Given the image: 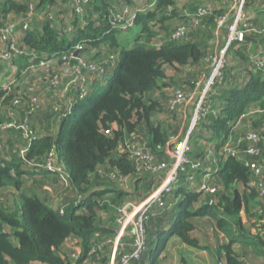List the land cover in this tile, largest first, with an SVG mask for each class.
Listing matches in <instances>:
<instances>
[{"label": "trees", "instance_id": "trees-1", "mask_svg": "<svg viewBox=\"0 0 264 264\" xmlns=\"http://www.w3.org/2000/svg\"><path fill=\"white\" fill-rule=\"evenodd\" d=\"M71 1H0V38L1 33L12 25L17 36V17L24 20L19 23L23 38L17 39L23 54L19 58L13 56L2 60L9 65H18L19 69L11 75L13 80L9 88L7 83L0 86V264H71L69 252L73 250L66 245L70 239L81 248L82 260L96 258L98 264H110L111 246L106 249L103 240L104 236L113 240L119 224L113 216L111 226H108L109 221L102 215L114 210L117 216V207L131 202L132 196L145 198L161 183L165 174L164 171L151 173L139 168L130 148L145 142V149L155 158L172 163L168 150L186 136L191 109L179 115L181 123L178 125L166 126L155 116L161 110L173 115L181 113L179 110L187 101L176 109L169 105L177 90H182L188 100L191 96L185 86L188 82L194 84L188 78L203 66L207 69L203 77L211 74V63L215 64L217 56H208L211 53L210 36L214 33L215 37L224 38L223 32L228 33L225 24L219 26V22L234 3V0H198L194 10L190 9L181 17L175 15L178 10H170L176 7L177 0H156L153 10L139 14L136 21L141 26L136 39L139 43L123 51L104 91L94 96L96 99L90 106L73 102L71 112L55 121L60 109L72 101L73 94L95 77L87 68L81 77L74 73L65 82L67 66L63 56H71L76 41L77 44L99 43L97 36L91 34L94 22L101 23L99 27L105 30L104 36L113 32L110 31L108 10L111 3L108 0H99L103 1L101 5L92 0L94 8L85 6L83 16L87 23L84 26L78 25L80 16L74 13L66 16L65 8ZM119 1L140 6L134 0ZM247 1L252 6L262 0ZM199 8L211 9L198 18ZM38 11L42 15L37 16ZM194 18H198L199 23L195 24ZM68 24L74 26L70 33L64 32ZM258 26L259 20L254 19L251 25L242 28L246 36L259 38L264 43V35L259 31L262 28ZM181 27L186 28V34L181 40L173 41L172 34ZM260 44L245 39L228 47L226 63L235 65L234 71L225 70L224 65L221 76H217L211 90L206 91L205 105L212 104V107L202 111L190 134L187 161L183 163L184 170H179L177 182L172 184L170 192L164 193L163 204H155L149 212L145 223L148 248L135 264H161L159 257L173 237L188 246L206 250L194 234L197 232L195 220L207 215L216 219L221 229L236 225L241 230L239 237L219 246L218 255H223L227 264H248L246 255L235 250L237 242L264 255V202L255 186L256 176L244 162L261 163L260 156L241 151L243 160H239L225 151L230 138L256 132L263 136L260 142L263 155L264 65H261L262 61L253 64L256 72L252 74L250 65H242L243 62L252 65L250 54L257 52ZM83 53L81 57L87 63L108 66V59L90 61ZM43 58L54 60L41 66ZM171 70L186 73L187 77L174 78L175 75L168 72ZM179 80L185 85H179ZM54 81H58L56 87ZM173 85L177 87L167 93L165 90ZM43 97H46L44 101ZM256 115L258 117L254 119ZM241 121L244 130L242 127L235 130ZM54 122L58 126L56 133ZM24 124L27 131L22 128ZM27 132H31L30 139ZM144 135L147 139L136 145L133 139L139 140ZM210 142L214 144V152L206 161ZM119 147L124 151H119ZM23 150L24 154L21 153ZM49 160L62 167L65 174L48 168ZM205 166L210 167L209 171H216V179L209 183L216 189L210 193V204L205 203L204 192L191 186L195 182L203 183L202 176L208 173ZM191 176L196 179L191 181ZM156 177H161L160 181L155 182ZM131 179L135 182L134 191L116 186L125 185ZM96 187L104 188L82 201L85 194ZM109 193L113 194L111 198H107ZM250 200L255 205L262 203L263 210L252 209L256 219L247 226L242 212ZM252 225L259 229L256 234L251 230ZM132 243L131 234L122 238L123 246L119 245L116 264H120L122 253L133 250ZM94 248L98 253L89 255Z\"/></svg>", "mask_w": 264, "mask_h": 264}, {"label": "built area", "instance_id": "built-area-1", "mask_svg": "<svg viewBox=\"0 0 264 264\" xmlns=\"http://www.w3.org/2000/svg\"><path fill=\"white\" fill-rule=\"evenodd\" d=\"M134 1L135 4L140 5L139 8L135 9V7H132L130 5H125L122 9H115L111 7L108 10L109 19L114 28L120 27L121 29L127 31L130 28L134 27L136 25V21L139 17V14L154 7V3L156 0L149 3V5H147L148 0H134ZM246 1L247 0H234L231 9L220 18L221 21L219 22V26H221L223 23L224 24L226 23L227 28L229 30L228 41L226 43L227 47H229L230 44L233 42L244 41L246 39L245 30L242 28L243 26L246 27L249 25L247 21L246 22L244 21V18L246 16L244 10ZM71 2H72L71 3L72 7L74 8L73 13L76 14L77 16H79V14L82 15L85 11L84 6H82V0H72ZM210 9L211 8L209 9L199 8L198 18L200 16H203L204 14H208L207 12H210ZM198 18L193 19L195 24L199 23V21L197 20ZM14 31H15V26L12 25L1 33V37L3 38L4 41L7 42L8 51L0 52V62L2 60L9 59L15 55L23 54V50L18 48L17 38ZM185 34H186V28L181 27L172 34V40L179 41L184 37ZM13 35L15 36V38H11V36ZM83 49H85L84 45L79 43L76 45L75 50L72 53H70L71 56L69 58L66 57V55L63 56V58L66 60V66H67L64 73L67 75V77L72 76L74 73H76L77 75H79L78 76L79 78L81 77V74L84 72V70H87V68H90L94 72L95 77L103 75L106 72L105 67L103 66L97 67L95 64L87 63L83 57L75 56V52L77 50H83ZM53 60L54 59L52 58H43L40 60L41 61L40 64L41 66L46 65L47 63H51ZM217 61L218 59L216 60V62ZM220 66H221V60L217 65V70L218 69L220 70L219 68ZM11 80H13L12 77L7 82L8 88L12 83ZM52 83L55 85L56 83H58V81H54ZM88 93H89V83L84 84L79 88V97L81 99L86 98ZM186 101H187V97L184 94V92L182 90H177L175 96L171 98L169 105L171 109H176L179 105L185 103ZM199 113H200L199 109L194 113L192 122L190 124V128L186 136L182 140L175 142L173 149L168 150V154L173 158L172 163L168 164L166 163V161H160L158 158H155L153 154H150L145 149L146 146L145 142L136 149L135 155L133 154L132 151V156L136 160H138V163L140 164L139 168L143 167V169L148 170L151 173H160L164 171L165 174L161 183L156 188H154L150 196L145 201H143L142 203L131 201L118 207L117 209L118 216L116 218V221L119 224V230L115 238L113 239L115 240V244L110 253V264H116L119 245L121 244L122 238L126 235L129 229H131L129 234L132 235L133 250L131 252L122 253L120 264H135L136 262L141 260L143 253L147 250L148 237H147L145 223L146 220L149 218V212L155 204L157 203H159L160 205L163 204L164 193L170 192L172 190V184L177 182L178 180L179 170H184L183 163L187 161L186 152L190 149V134L194 129V127L196 126V124L198 123V120L200 118ZM263 132H264V126H263ZM262 137L263 136H261L259 133L249 132L246 137H240L236 139L230 138V140L225 144V151L229 155H232L239 160H243V155H241V151H244L245 153L250 154L252 156L253 155L261 156L262 150L260 148V142L262 141ZM246 142H248L247 145H245ZM21 153L24 154L25 150L21 151ZM244 162H245V166L249 168L256 176L255 186L259 192L260 200L264 202L263 166L261 163L257 161L245 160ZM46 166L48 168H51V170L60 171L61 172L60 174L63 175L65 174V170L60 166L57 167L53 165L51 163V160H49L46 163ZM193 179L194 176H191L190 180L192 181ZM215 190L216 189L211 185H209L206 181H203L200 187V191L204 192V194L213 193L215 192ZM77 248H79L78 251L71 252L70 254V257H72L73 259H77L80 255L82 256L81 248L80 247ZM97 253H98L97 249L94 248L92 249V251L89 252V255H93ZM87 258H85L82 264H98L96 262V259L93 258L92 261H88ZM70 263L75 264L72 260Z\"/></svg>", "mask_w": 264, "mask_h": 264}, {"label": "rangeland", "instance_id": "rangeland-1", "mask_svg": "<svg viewBox=\"0 0 264 264\" xmlns=\"http://www.w3.org/2000/svg\"><path fill=\"white\" fill-rule=\"evenodd\" d=\"M93 1H95L96 4H98V5L103 4V1H101V2L99 0H93ZM247 2L249 4V1H247ZM260 3L261 2L257 1L252 6L249 4V8L248 9H246L248 4L246 5V7L244 9L245 13H246L244 21L245 22L247 21V23L249 25H251V23H252V21L254 19L259 20V26L258 27L262 28L259 31L261 32L262 35H264V18L260 19L259 17H257V16L260 15V13L257 14V13L254 12V7L256 5H257V7H262ZM191 4H192V6L194 8V6L196 4L195 0H179V5L180 6L190 5V7H191ZM86 5L89 8H94V4L92 2L91 3H87V4H82V6H84V7ZM111 5H112V2H111ZM179 5H178V0H177V5L176 6H179ZM232 6L233 5H231V7ZM154 8L155 7H152L151 10H153ZM174 9L178 10L179 8L177 9L175 7H171L170 10H174ZM228 10H229V8H228ZM173 12L175 13V11H173ZM178 12L179 11H176V13H178ZM97 15H100V12L97 13ZM79 16H80L79 25L82 26L83 25V20H82L81 14H79ZM102 22H104L103 18H102ZM171 22H172V20H171ZM98 25H99V22L95 23L94 26H92L91 34H95L97 36V39H99V43L98 44H95V43H92V44L83 43L84 48H86V50L83 53V55L85 57H87V59L90 60V61L99 62L101 58L102 59H108V66L107 67L104 66L106 68V72L99 78L98 83L94 86L93 93H92L93 97L91 95L88 99L82 100L79 97V92H77L75 95L73 94L74 97H73L72 101L67 103L66 105H64L60 109V111H59V113L57 115V119L58 120L60 118H62L63 115L68 112V110H70V111L72 110L73 102L79 103V104L84 105V106H90L91 103L95 101L96 98L94 99V96L96 94L102 93L104 91V89H105V87L107 85L106 83L110 80V78L114 74L116 68L118 67L119 61L121 59L123 51L126 50V49H131L132 47H134L133 44L136 43L137 34L141 30V26L139 24H137L135 27L130 28L127 31L121 29L120 27H117V28L112 30L113 32L110 35L104 36L103 32H105V30L103 31V29L101 27H97ZM225 26L227 27L226 23H225ZM228 31L229 30L227 28V32ZM223 33L225 35L224 38H222L220 35L216 36V37L215 36L214 37L213 36L210 37V41L211 42H209L210 43L209 47L211 49V51H210L211 53H209L208 56H213V57L217 56L216 58L218 59V61L215 62V64L211 63V66H213V68L211 70V74L206 76L207 78L203 77L205 75L206 70H207L203 66L202 70H200V68L197 70V74H195L194 76L189 77L188 80H190L194 84L192 85L191 83L188 82V84H186V86H185V89H186L188 95L191 96V98L188 99L186 104H185V106L181 110H179V111H181V113H175L176 115L175 114L173 115L169 111H162L161 110L155 116V119H157L158 122L161 121L166 126H170L172 124L173 125H178L179 123H181V119H180L179 115H183L186 111H189L191 109L190 113L188 115V119L190 118V120H189V128H190V124L192 122V118L194 116V113L198 109L200 110L199 114H202V111L207 110V109L209 110L212 107L211 106L212 104L205 105V100H206L205 99L206 98V96H205L206 93L205 92L208 89L210 91L211 88H212L211 85L213 84L214 79L217 76H221V72H223V71H221L222 66L226 65V69L225 70H228V71H230V70L232 71L234 66H235V65H231V64L227 65V63H226V56H227L228 47L226 46L227 44H225V43H227V41H228V33L229 32L226 33V34H225V32H223ZM224 39L227 40V41H225V43L223 44V40ZM77 43H78V41L75 42L74 47L71 50V53L75 50V47H76ZM100 45H101V48H99ZM259 48L260 49L257 52L250 54L251 57H252V60H253V62H251L252 65L249 64V62H246V63L243 62L242 63V65H244V66L250 65V69H251V71H249L250 74H252L253 72H256V68H255V66L253 64L261 63L260 61H262L261 65L262 66L264 65V60H263L264 59V43H263V45H260ZM99 49H101V53H99ZM220 60H221V66L219 67L220 70L219 69L217 70V65H218ZM205 67L207 68V66H205ZM168 72L171 74V76L175 75L174 78H177V79H181V78H186L187 77L186 73H179V72H175V71H172V70L168 71ZM250 74L249 73L247 74L248 78L250 77ZM97 77H99V76H97ZM65 82H68L67 75H65ZM179 82H180L179 85H181V84L185 85L183 83V81L179 80ZM184 82H186V81H184ZM57 84L58 83H56L55 85L53 84V86L56 87ZM174 87H177V85H173V86L169 87L168 89H166L165 91L167 93H171L173 91ZM215 89L216 88H213V91H215ZM42 99L44 101L46 99V97H43ZM63 109H64V113H61L63 111ZM61 114H62V117H61ZM257 117H258V115H256L254 117V119L257 118ZM178 120H180V122H178ZM242 126L243 125H242V121H241V122H239L237 124V126L234 129L235 130H239V128H241ZM22 128H24L26 131L28 130L26 124H24L22 126ZM241 130H244V128L242 127ZM26 136L29 138L30 137V133L27 132ZM131 137L134 138V136H131ZM146 139H147V136L144 135L139 140H137L136 137L133 140H134V143L137 145L142 140L145 141ZM140 146L141 145H138V146H136V147H134L132 149L130 148V150L133 151L134 155H135L136 149L138 147H140ZM213 148H214V144L212 142L207 144V151L209 152V154L207 156L208 159L206 161H209L210 157H212L213 152H214ZM119 151L123 152L124 149H122V147H119ZM262 156H260V161H261L262 166H264V150H263V155ZM209 168H210L209 166H205V169L208 170L207 171L208 173L203 174V175H206V179H207L206 182L208 184L210 182H213V180L216 179V171H209ZM147 174H151V173H147ZM202 177H200V178H202ZM204 178L205 177H203V179ZM152 179H153V177H152ZM160 179H161V177H156L155 178V182L160 181ZM195 179H196V177L194 176V179L192 181H194ZM116 186L118 188H121L122 190H127V191L130 192L131 190L134 191L135 182H134V180L131 179L125 185L116 184ZM191 186H192V188H195V189H200V187H201L199 182H195ZM151 192H150V194H151ZM135 194H136V192H135ZM145 194L147 195V192ZM150 194L148 196H146L145 198L142 197L141 199H140L139 195L136 196V197L132 196V198H133L132 201L133 202H137V203L138 202L142 203L143 201H145L150 196ZM112 195H113L112 193L107 194V198H109ZM262 206H263L262 203L258 204V205H255L254 201H252V200L249 201V205L246 206L245 209L242 212V215H243L242 219H243L245 225L249 226L251 224V222L256 219L253 216V213H251L253 211L252 209H255L254 211L263 210ZM117 209H118V207H117ZM115 214H116V212L114 210H110L108 212H105L102 215L104 217L103 219L105 221H109V223H107L108 226H111L109 224L111 223L110 221H111V219H113V216H114V218L115 217L117 218L118 215L116 216ZM117 214H118V212H117ZM232 222L235 223V220H233ZM195 223H196V226H197L196 234L200 238V241H201L200 244L203 247H205L208 250H210V251H208L210 254L208 253L209 255L204 257L203 255L199 254L198 252H193L192 254L189 253V252H186L185 253V257L183 256L182 258H180V261H178V260L172 259L169 256L167 258V256H165L164 253H162L160 255V257H159V261L161 262V264H227L226 258L223 257V255H221V256L218 255L219 246L227 244L229 241H231L235 237H239L241 235L240 228L238 226L234 225V228L232 227L231 229L228 228V226L225 229H221V228L218 227L216 219L211 218V217L197 218L195 220ZM251 227H252L251 230H252V232H254V234H256V232L259 231V229L257 227H255L253 225ZM118 230H119V228H118ZM118 230H117V233H118ZM130 231H131V229H129L127 231L126 235H128ZM104 238L105 239L103 240V242L106 241L104 246L106 247V249H108L109 246H111V248H110V253H111L112 248H113V246L115 244V240L110 239L108 236H104ZM128 244L129 243H127V245ZM66 245L72 248V250H73L72 252L78 251V249H79V248H77L78 246L76 244H74V239H70L68 244H66ZM102 246H103V244H102ZM234 248H235V250H237L241 254L244 253L246 255V261L248 262V264H264V255H258L251 247H247L246 248L244 245L240 244V242H237L234 245ZM70 253L71 252H69V255H70ZM181 254H183V252H181ZM189 255H192V258H189L188 257ZM80 257H81V255L77 259H73L71 257L70 262L72 260L75 264H79V263L82 264L85 259L82 260ZM94 259H96V258H94Z\"/></svg>", "mask_w": 264, "mask_h": 264}, {"label": "crops", "instance_id": "crops-1", "mask_svg": "<svg viewBox=\"0 0 264 264\" xmlns=\"http://www.w3.org/2000/svg\"><path fill=\"white\" fill-rule=\"evenodd\" d=\"M0 1H2V0H0ZM90 1H92V0H90ZM90 1H88V2H90ZM109 1V3H111L112 2V5L110 4L109 5V7L111 8V7H113V8H115V9H122L125 5H130V4H126V3H123V4H121V2L119 1V0H108ZM154 0H148V3H147V5H149V3H151V2H153ZM197 1L198 0H195V3H197ZM87 2V3H88ZM135 2V1H134ZM260 2V1H259ZM82 3H84L83 1H82ZM155 3H156V1H155ZM155 3H154V5H155ZM86 4V3H85ZM261 6L262 7H257V5L254 7V12L255 13H260V15L259 16H257V17H259L260 19L261 18H263V14H264V0H262L261 1ZM178 5H179V0H178ZM196 5V4H195ZM130 6H132V7H135V9H137V8H139L140 6H134V5H130ZM142 7V6H141ZM192 7V8H191ZM191 7H190V5H183V6H176L175 8H179L178 9V14L176 13L175 15H181V17H183V15H186L187 13H189V10L190 9H192V10H194V8H193V6H192V4H191ZM85 8V7H84ZM65 10L67 11L66 12V16L68 17H70V16H73L74 14H73V11H72V6H71V4L70 3H68L67 4V8H65ZM148 10H151V9H148ZM147 10V11H148ZM85 12V11H84ZM146 12V11H145ZM56 13H57V11H56ZM55 13V14H56ZM143 13V12H142ZM84 14V13H83ZM82 14V15H83ZM36 15L37 16H40V15H42L41 14V12L40 11H38V12H36ZM81 15V17H82V20H83V26L87 23V21L84 19V16H82ZM12 16V15H11ZM11 16H9V17H11ZM53 16V15H52ZM79 17V16H78ZM17 18H19V19H17L16 20V22H18L17 24H16V26L18 27H16V29H17V39L18 40H21L22 38H23V31H21L20 29H19V23L20 22H22V21H24L23 20V17H17ZM80 18V17H79ZM2 19H1V17H0V21H1ZM98 22V21H97ZM97 22H94L93 23V26H94V24L95 23H97ZM23 24H24V26L26 27V21L25 22H23ZM101 23L99 22V25H100ZM110 24H111V22H110ZM78 25H79V21H78ZM99 25L97 26V27H99ZM136 25H137V23H136ZM135 25V26H136ZM80 26V25H79ZM134 26V27H135ZM73 25L72 24H68V27L65 29V31L64 32H67V33H70L71 32V30H73ZM113 29H115L114 27H113V25L111 24L110 25V31H112ZM226 31V30H225ZM138 34H139V32H138ZM138 34H137V36H138ZM211 36H215L214 35V33L213 34H211ZM210 36V37H211ZM249 37H252V36H249ZM263 37V36H262ZM253 38V40L252 39H250V40H252V41H254L255 43H261L260 45H263V43L261 42V39H256V38H254V37H252ZM138 41H136V43H137ZM136 43H134L133 45H136ZM139 43V42H138ZM0 50L1 51H3V52H6V51H8V45H7V43L5 42V41H3L2 40V38H0ZM15 56H17V57H15V58H19L20 57V55H15ZM264 60V59H263ZM32 61V60H31ZM30 61V62H31ZM6 61H1L0 62V86H4V85H6V83L10 80V78H11V75L14 73V72H18V69H19V67H18V65H14V63H10V65H9V63H5ZM99 78L100 77H94L93 79H92V81H91V83H89V88L91 89H93L94 88V86L98 83V80H99ZM44 84H45V86H47V84H46V81L44 80ZM47 90H48V88H46ZM46 90V91H47ZM95 90V89H94ZM46 95H47V93H46ZM46 95H44V96H46ZM61 117H62V115H61ZM57 118V117H56ZM56 120H58V119H55V121ZM53 131H54V133H56L57 131H58V126L56 125V122H54V127H53ZM203 177H205L204 179H203V181H206L207 179H206V175H204ZM205 198H206V194H204L203 195ZM199 207V206H198ZM207 217H210L209 215H207V216H204V217H199V218H207ZM212 218V217H211ZM194 236H196L197 237V234H194ZM129 245H131V244H129ZM181 252H183V254H181ZM186 252H189V253H193V252H198L199 254H201V255H203L204 257L205 256H208L210 253L208 252V250L206 249V250H201V249H198V248H196V247H192V246H188V245H186V244H184V243H182L177 237H173V238H171L170 240H169V242H168V244H167V246H166V249H165V251L163 252L164 253V255L165 256H167V258H168V256L169 257H171L172 259H175V260H178V261H180V258H182L183 256L185 257V253ZM209 253V254H208ZM189 258H192V255H189L188 256ZM171 259V260H172Z\"/></svg>", "mask_w": 264, "mask_h": 264}, {"label": "water", "instance_id": "water-1", "mask_svg": "<svg viewBox=\"0 0 264 264\" xmlns=\"http://www.w3.org/2000/svg\"><path fill=\"white\" fill-rule=\"evenodd\" d=\"M82 1L84 3H87L90 0H82ZM247 39H252L253 40V38L252 37H249V36L247 37ZM83 52H85V49H83V50H77L75 52V56L76 57H80ZM100 188L103 189L104 187H96V188L92 189L91 191L87 192L85 194L84 198L82 199V201H85L90 195H92L95 191L99 190ZM205 203L206 204H210L211 203V195L210 194H207L206 195Z\"/></svg>", "mask_w": 264, "mask_h": 264}, {"label": "clouds", "instance_id": "clouds-1", "mask_svg": "<svg viewBox=\"0 0 264 264\" xmlns=\"http://www.w3.org/2000/svg\"><path fill=\"white\" fill-rule=\"evenodd\" d=\"M247 37H248V36H246V39H247ZM101 76H102V75H101ZM101 76H99V77H101ZM96 77H97V76H96ZM106 84H107V83H106ZM92 92H93V89H92V88H91V89L89 88V93H88V95H87V97H86V98H88V96H89V95H91V94H92ZM86 98H84V99H86ZM84 99H82V100H84ZM70 112H71V111H70V110H68L67 114H68V113H70ZM64 115H66V113H65ZM64 115H63V116H64ZM200 192H201V191H200ZM206 195H207V194H206Z\"/></svg>", "mask_w": 264, "mask_h": 264}]
</instances>
